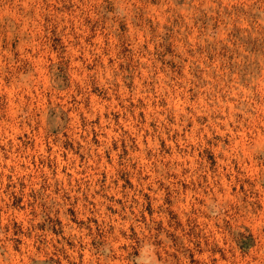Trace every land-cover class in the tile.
Segmentation results:
<instances>
[{"label":"rangeland","instance_id":"rangeland-1","mask_svg":"<svg viewBox=\"0 0 264 264\" xmlns=\"http://www.w3.org/2000/svg\"><path fill=\"white\" fill-rule=\"evenodd\" d=\"M0 264H264V0H0Z\"/></svg>","mask_w":264,"mask_h":264}]
</instances>
